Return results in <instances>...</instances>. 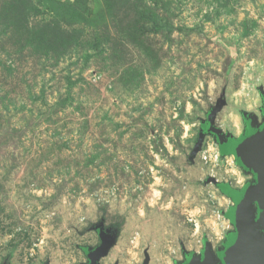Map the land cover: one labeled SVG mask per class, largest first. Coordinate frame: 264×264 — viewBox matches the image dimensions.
Returning <instances> with one entry per match:
<instances>
[{
    "label": "rangeland",
    "instance_id": "rangeland-1",
    "mask_svg": "<svg viewBox=\"0 0 264 264\" xmlns=\"http://www.w3.org/2000/svg\"><path fill=\"white\" fill-rule=\"evenodd\" d=\"M261 93L264 0H0V264L218 260L215 179L254 175L199 134Z\"/></svg>",
    "mask_w": 264,
    "mask_h": 264
},
{
    "label": "water",
    "instance_id": "water-1",
    "mask_svg": "<svg viewBox=\"0 0 264 264\" xmlns=\"http://www.w3.org/2000/svg\"><path fill=\"white\" fill-rule=\"evenodd\" d=\"M230 151L239 165L254 175L253 183L232 194L229 221L234 232L227 236L219 260L207 245L200 256L181 264H264V125L249 127L231 141ZM110 247L111 240L106 248Z\"/></svg>",
    "mask_w": 264,
    "mask_h": 264
},
{
    "label": "crops",
    "instance_id": "crops-1",
    "mask_svg": "<svg viewBox=\"0 0 264 264\" xmlns=\"http://www.w3.org/2000/svg\"><path fill=\"white\" fill-rule=\"evenodd\" d=\"M210 123H211V121H210ZM213 125H215V128L208 129L206 131H203L202 134H199L200 139L202 137H204L203 138L204 142H206V141L210 142L209 143L210 147L213 148L214 153H215V158L217 160L221 159V158L222 159H228V158L232 157L231 151H230V139L228 138L227 135L224 134V133H226V131H224L222 128H220L218 123L214 122ZM202 126H203V124L201 123L200 124V128ZM218 128H220V130ZM227 132H229V131H227ZM239 133H240V128H239L238 133H231V134H233L234 136H237ZM212 142H215V144H213ZM248 177H249V175L246 176V179ZM215 182L220 185V190L221 191H218V190H216L214 188L213 189H214V192H216L217 195L219 196V202H220L219 204H220L221 212L224 214L223 215L224 218H223V223L222 224H223V226H225V224L228 223L227 222L228 218H229L228 214H229V212L231 210L230 207L232 206L231 197H230L231 191L232 190L236 191L238 189V187L236 185H233V183L231 181H229L228 179H226V178H222V179H218L217 178V179H215ZM227 227H228V225H226V228ZM228 230L226 229L223 232V234H222L223 237L229 232ZM204 238L206 239L207 242H210L206 237H203V239ZM222 240L223 239H221L220 244H221ZM218 244L213 241L212 245L215 248H220L221 245H218ZM202 246H203V244L198 246V247H196V252L197 251L200 252ZM97 247H99V245H94L93 247L90 248V250H88V252L86 253L87 257H84L85 259L83 260V264H98V263L102 264L104 262V260H106V258L111 253V250H110V251L106 252L105 256H102V255H104V251L107 249V248H104L103 251H100L98 253V255L94 258L93 257L94 255L92 256L91 253ZM181 259H183V257L181 255L180 256L177 255V257H175L174 262H172V264L180 263ZM110 264H113V263L111 262ZM114 264H118L117 260H116V262ZM146 264H150V262H147Z\"/></svg>",
    "mask_w": 264,
    "mask_h": 264
},
{
    "label": "trees",
    "instance_id": "trees-1",
    "mask_svg": "<svg viewBox=\"0 0 264 264\" xmlns=\"http://www.w3.org/2000/svg\"><path fill=\"white\" fill-rule=\"evenodd\" d=\"M261 97L264 99V93H261ZM209 114H213V111L211 110ZM215 187L218 188V189H220V185L217 184V183H215ZM230 197H232V195H230ZM228 216H229V215H228ZM229 234H230V233H228L226 236H228ZM202 244H203V248H202V249H204L207 245H209V243L206 241V239H203V240H202ZM89 250H90V249H89ZM107 250H108V249H106V250L104 251V255H102V256H105ZM183 251H184V249H183ZM219 252H221V251H219ZM219 255H220V254H218V260H219ZM193 256H194V255H192V253H187V252L185 253V252H184V259H185V260L188 259V258H190V257H193ZM145 262H146V261H144L143 264H145ZM176 264H181V263H176Z\"/></svg>",
    "mask_w": 264,
    "mask_h": 264
},
{
    "label": "flooded vegetation",
    "instance_id": "flooded-vegetation-1",
    "mask_svg": "<svg viewBox=\"0 0 264 264\" xmlns=\"http://www.w3.org/2000/svg\"><path fill=\"white\" fill-rule=\"evenodd\" d=\"M218 254H220V252L217 251ZM85 255V254H84ZM84 257H87L86 255ZM85 259V258H84Z\"/></svg>",
    "mask_w": 264,
    "mask_h": 264
}]
</instances>
